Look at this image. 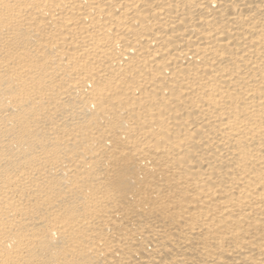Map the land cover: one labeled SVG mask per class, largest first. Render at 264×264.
<instances>
[{"label":"bare ground","instance_id":"bare-ground-1","mask_svg":"<svg viewBox=\"0 0 264 264\" xmlns=\"http://www.w3.org/2000/svg\"><path fill=\"white\" fill-rule=\"evenodd\" d=\"M0 264H264V0H0Z\"/></svg>","mask_w":264,"mask_h":264}]
</instances>
